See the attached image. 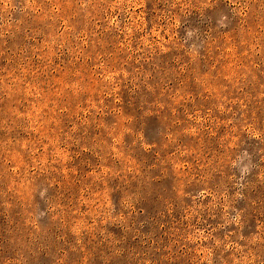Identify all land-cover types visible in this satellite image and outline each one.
I'll list each match as a JSON object with an SVG mask.
<instances>
[{
	"label": "rangeland",
	"instance_id": "obj_1",
	"mask_svg": "<svg viewBox=\"0 0 264 264\" xmlns=\"http://www.w3.org/2000/svg\"><path fill=\"white\" fill-rule=\"evenodd\" d=\"M0 264H264V0H0Z\"/></svg>",
	"mask_w": 264,
	"mask_h": 264
}]
</instances>
